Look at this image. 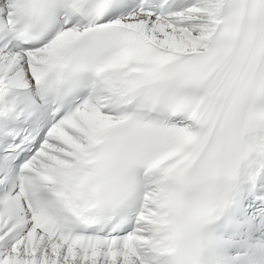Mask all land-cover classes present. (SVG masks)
Listing matches in <instances>:
<instances>
[{
  "label": "snow or ice",
  "instance_id": "6c2138e0",
  "mask_svg": "<svg viewBox=\"0 0 264 264\" xmlns=\"http://www.w3.org/2000/svg\"><path fill=\"white\" fill-rule=\"evenodd\" d=\"M0 264H264V0H0Z\"/></svg>",
  "mask_w": 264,
  "mask_h": 264
}]
</instances>
